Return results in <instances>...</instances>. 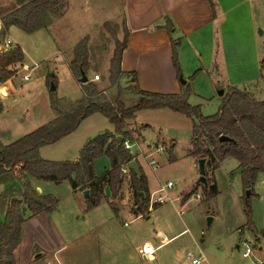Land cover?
I'll list each match as a JSON object with an SVG mask.
<instances>
[{"label":"rangeland","instance_id":"1","mask_svg":"<svg viewBox=\"0 0 264 264\" xmlns=\"http://www.w3.org/2000/svg\"><path fill=\"white\" fill-rule=\"evenodd\" d=\"M15 1L0 0V7H14ZM70 3L67 17L59 23L56 33L54 32L61 38L60 44L64 46H61L64 52L57 53L59 47L46 41L44 32L29 34L20 28H14L2 38L3 52L13 47L6 45L5 38L14 39L26 49V62L31 66L38 64L33 70V79L30 82L19 80L24 89L27 86H31V89L24 90L22 95L17 96V100L8 101V105H12L11 113L0 116V134H7L9 142L23 136L19 134L21 132H26V135L33 131L53 116L52 92L46 77H53L55 74L58 76V88L54 96L64 110H70L83 97L82 86L72 77L68 60L73 55V45L92 32L94 35L91 41L88 37L91 59L89 79L92 80L96 74L100 75V79L92 81L112 101L121 98L129 105L138 102L136 95L132 94L136 89L133 84L128 85L123 76L114 84L110 81L108 67L117 40H123L125 36V29L122 27L124 23H121L120 11L114 1L70 0ZM102 20H112L113 22L107 21L111 22V28L107 29L104 25L100 27ZM227 24L229 32L237 33L240 37L235 39L232 35L229 36L226 45L237 46L238 50L243 48L244 72L251 76L255 70L253 58L259 55L260 61L264 60V0H260L259 5L255 4L252 11L239 13L236 19L230 18ZM216 45L215 66L218 69L213 67L207 71L204 68L201 74L199 68L200 72L195 79L188 81L191 87L189 102L200 105L205 115L219 110L222 102L219 90L223 89L218 87L219 82L224 84L232 76L219 50L221 42ZM204 56L206 60L202 59L206 63L208 55ZM258 84L252 83V90L263 98L261 89L258 88L261 85L263 89L264 82ZM239 88L243 89V85ZM136 120L139 124L151 125L144 131L147 141L142 139L131 149L139 156V162L148 176L150 203L153 193L162 187H165V191L156 195H165L166 202L160 205L158 203L159 206L153 205L150 212L139 218L131 211H123L113 216L109 204L102 203L89 210L85 194L74 191L69 180L60 183L43 181V193L56 197L59 200L58 206L51 213H39L24 223L22 242L15 251V264H193L192 257L210 258V254L222 247L231 251L234 256L244 259L242 253L246 250L247 243L256 252L258 246L255 239L246 241L239 231L247 222L244 201L247 190L244 189L241 172L236 168V160L231 158L215 169L212 177L215 178L220 192L216 197L207 199L203 184H197L201 173L198 161L194 164L195 157L190 151L193 119L167 108L143 109L137 112ZM111 128L112 124L106 116L99 112L94 113L85 118L73 133L56 143L41 147L40 154L53 160H74L91 136ZM141 129L142 127L135 130L140 132ZM137 131L134 133L135 137L140 135ZM146 142L151 143L155 150L157 144L161 143L164 149L148 159L144 155L151 149ZM172 151L175 160L171 159ZM151 159H156L157 164L151 165ZM110 167L111 161L107 155L95 160L97 175L103 174ZM208 174V177L211 176L209 170ZM212 177L209 178L213 179ZM169 181L175 183L174 187H166ZM0 184L6 185L0 192V220L4 221L9 207L22 196L25 188L21 165L10 171L7 182ZM259 188L258 181L249 198L253 214V204L258 200ZM191 192V197L187 198ZM118 196L128 197V204L135 206L131 170L124 173ZM113 204L117 205V200ZM25 214L28 216V212ZM209 217L213 218L211 223ZM125 222H128L126 226ZM240 229L244 230V227ZM174 235L177 236L173 242L160 248L150 259H144L139 253L138 247L146 241L158 246L163 237ZM238 244L241 246L239 249ZM250 259L251 257L246 260Z\"/></svg>","mask_w":264,"mask_h":264},{"label":"trees","instance_id":"2","mask_svg":"<svg viewBox=\"0 0 264 264\" xmlns=\"http://www.w3.org/2000/svg\"><path fill=\"white\" fill-rule=\"evenodd\" d=\"M15 2L14 7H0L3 36L13 25L27 33L46 27L52 17L62 16L68 5L67 0H16ZM210 2L216 19L219 16L216 4L213 0ZM104 26L110 29L111 22H106ZM165 27L172 36L175 27L170 19H167ZM128 39L129 31L125 28L124 39L117 40L111 60L110 81L113 84L124 74L122 57ZM88 41V37L83 38L74 50L71 69L77 78L82 76V71L88 74L91 67ZM172 43L173 62L181 80L184 78L178 51L181 41L172 37ZM24 59L25 53L21 45L0 53V81L12 77L15 71L11 67L22 63ZM199 72L200 69L189 80H194ZM52 81L56 83V79L50 77L49 86ZM82 86L85 96L70 110H63L54 96L55 91L52 92V107L59 111L60 115L18 140L0 145V183L7 182L10 171L19 165L25 177L22 196L13 201L6 213V219L0 220V264L16 263L15 251L22 242L24 223L39 213H51L58 206L59 200L53 195L41 194L32 186L30 177L56 183L69 180L74 189H89V209L103 202L106 185L110 186L114 197L118 196L124 180L123 166L134 160V155L125 146L129 135L128 124L136 117V113L143 109L170 108L191 117L193 119L191 155L198 159L206 157L208 166L213 169L218 168L228 157L236 158L240 162L244 189H251V194L253 193L259 173L264 172V100H258L247 90L230 86L219 110L214 114L205 115L200 105H192L189 102L191 94L189 82L185 84V90L181 94L139 90L138 103L130 107L126 106L121 98L112 101L103 95L105 92H101L92 80ZM98 112L114 124L116 134L106 133L91 139L82 149L80 157L74 161H55L41 156V147L56 143L73 133L85 118ZM118 135H123L124 141H120ZM223 135L233 138V141L220 140ZM103 155L109 156L112 167L101 176H97L94 163ZM171 159L175 160L173 151ZM130 170L131 187L136 199L133 210L139 215H145L150 210L148 177L142 167L140 176ZM207 175H209L208 170ZM208 181L209 185L204 186V193L207 199H212L220 191L215 179L209 178ZM191 195L192 192L187 198ZM249 198L250 196L247 197L245 194L247 225L252 227L254 221Z\"/></svg>","mask_w":264,"mask_h":264},{"label":"crops","instance_id":"3","mask_svg":"<svg viewBox=\"0 0 264 264\" xmlns=\"http://www.w3.org/2000/svg\"><path fill=\"white\" fill-rule=\"evenodd\" d=\"M67 1H68V5L66 11L62 16L52 17L51 21L46 27H42L32 32V33L44 32L46 36V41H48L49 43H54L59 47L56 50L57 53L64 52V50L61 47L63 45L60 44L61 38H59L55 33L57 26L59 25V23L63 22L64 18L67 17V14L71 8L70 0ZM113 1L120 11V15H121L120 18L122 21L120 22L124 23L122 27L124 29L126 28L129 31L128 44L126 49L123 51V57H122V70L124 72L122 76L124 77V79L127 80L128 85L133 84L134 89H136V91L132 92V94L134 93L136 95L135 98L138 99V101L140 98V95L138 93L139 90L147 91V92L163 93V94H181L185 90V83H182L181 80L179 79L177 70L173 62L172 37L174 39H180L181 41V45L178 47L179 61L183 70V76L185 77L187 82L189 81V78L193 75V73L199 68L202 71L201 74L203 73L204 68L207 69V71L213 67H215V69H218L217 66H215L216 64L215 52L217 48L216 43L221 42V47L219 50H221L222 52L223 58L226 62L227 70L228 69L231 70L232 73L231 74L232 76L229 79L225 80L226 84L225 83L221 84L219 82L220 85H218V87L219 88L223 87L224 90V94L222 95L220 94L222 96V101L228 87L236 86L239 88L241 87V85H243V90H247L251 92L258 100H264V88L262 89L261 85H259L260 83L264 82V67H263L264 60L260 61L259 55L255 56V58H253V63L255 64L254 73H251L252 75L248 76V74L244 72L245 53L242 50L243 48L242 49L240 48L238 50L237 46L227 47L226 45L228 43L227 41L229 39V36L232 35L235 39H239L240 37L237 33H230L229 29H227V25H228L227 23L229 22L230 18L236 19L239 13L252 11L253 6L255 4L257 5L260 4V0H213L216 4V10L219 13L218 18L216 19L214 18L213 7L210 0H113ZM167 19H170L175 27L172 36L169 33L168 29L165 27ZM107 21L113 22L112 20H102L100 27L103 26L104 23H106ZM116 24H120V23H116ZM2 28H3V23L0 18V53L3 52L2 51L3 35H1ZM14 28H19V27L14 25L10 26L8 31ZM93 35L94 34L92 32L87 34L85 37H90L91 38L90 41H91ZM12 41L14 43V46L21 45L18 42L16 43V40L14 39H12ZM79 42H77V44ZM77 44L73 45L72 47L73 50H75ZM23 50L24 53L26 54V49L23 48ZM205 54L208 55L207 56L208 60L206 62L207 64L203 62L202 59L205 57L204 56ZM73 57H74V52L72 57L68 60V67L70 69V73L72 77L78 80V82L82 86L84 83H82L75 76L73 70L71 69V61ZM18 64L11 67L15 71L12 77H10L5 81H0V116L4 113L6 114L11 113L12 105H8L7 103L8 101H10L11 99L17 100V96L22 95L24 90L31 89V86H27L24 89L22 85L23 83H20L19 80L30 82V80L33 79V70L38 64L35 63V66H31L26 62L25 59L22 63H18ZM110 67H111V61L108 67L109 73H110ZM17 68L18 71H16ZM17 74L20 75L16 76ZM26 75H30V78L25 79ZM50 77L51 76L46 77V82L49 87V90H50V86L48 84L47 79L49 80ZM53 77L56 79L58 76L55 74ZM252 83L254 85H257L259 83L258 89L259 90L261 89L260 91L263 98H260L259 96H257L256 93L253 92ZM56 85L58 88V80L56 81ZM83 94L84 97L85 96L84 89H83ZM83 97L79 99L76 103L82 100ZM201 97L206 98V96H201ZM123 101L128 107L134 106L138 103L137 102L134 105H129L125 102V100ZM51 108L53 111V116H51V118H49L47 122L52 121L53 119H55L57 116L60 115L59 111L53 109L52 103H51ZM62 109L64 110V108ZM156 109L164 110L167 108H156ZM111 124H112L111 129H108L107 131H100L94 134L93 136H91L89 140L86 141V143L83 145V147L80 150L78 158L80 157L81 151L84 148V146L91 139H94L101 134H106V133L110 135L116 134L115 126L113 123ZM140 127H142L140 132L135 130ZM150 127H151L150 124H139L136 120V117L129 121L127 128L129 135L126 141H128V144L130 145L129 148L130 152L134 155V159L137 161H139V156L131 151L132 146L141 142L142 139L144 141H147L144 136V131ZM136 131L137 133H140L138 137H135L134 135ZM24 133L26 132H21L19 134L25 136ZM7 137L8 135L5 133L0 134V145L2 144L7 145L12 143L9 142L10 140H7L8 139ZM160 144L161 143L157 144V149L155 150L151 143L146 142V145L151 150H149L150 152L148 154H145L144 156L146 158L147 157L151 158L160 151H162L164 149V145L162 149H158V145ZM191 149L192 146L190 148V151ZM142 153H144V151ZM78 158L74 160H77ZM231 158L236 160L237 163L236 168L238 171L242 172L240 168V162L234 157L226 158L221 162L220 166L223 165L228 160H230ZM49 160H53V159H49ZM74 160L71 159V160H55V161H74ZM198 160L199 159L195 157L194 164H197ZM110 168H107V170H109ZM211 168L212 167L208 166L207 164V170H209V173L211 174V176L209 177L215 175L214 172H216L215 169L213 168L211 169ZM101 175H97V176H101ZM260 178L261 181L259 180ZM43 181L45 180H39L37 178L30 177V182L32 186L36 188L41 194H45L43 193V187L41 185V182ZM258 181L260 182L259 192H257L258 200L256 203L253 204L254 225L252 227H249L246 222L243 226L240 227L242 229L244 227V230H242L241 233H242V237L246 241L255 239V242L258 246L256 252L252 251L250 255H244V252L246 251L244 250L242 253L244 259H241L238 258V256H234L232 252L227 250L225 247H222V249L216 250L213 254H210V258L203 256L202 264L204 262L206 264H263L264 263V172L259 173L254 187L256 186ZM148 184H149V179H148ZM0 185H1L0 186V192H1L5 189L6 185L5 184H0ZM73 190L82 193H84L85 191V189H74V188ZM104 193H105V199L103 200L102 203L109 204L111 206V214L113 216L115 214L119 215L123 211H125L126 213L131 211L137 215V218L143 216L142 214L140 215L137 214L133 210L134 206L131 207L128 204L129 203L128 197H121V196L114 197L110 186L106 185L104 187ZM86 198L88 200L89 197L86 196ZM114 200H117V205L113 204ZM100 205L96 206L95 208L99 207ZM176 236L177 235H174L169 238L163 237L162 243H160L157 247H159L160 249L162 247L167 246L168 244L173 242ZM146 243H151V242L146 241L144 244ZM144 244L138 247L140 254ZM240 247L241 246L238 244L237 248L239 249ZM250 257L251 259L249 261L246 260L247 258Z\"/></svg>","mask_w":264,"mask_h":264},{"label":"built area","instance_id":"4","mask_svg":"<svg viewBox=\"0 0 264 264\" xmlns=\"http://www.w3.org/2000/svg\"><path fill=\"white\" fill-rule=\"evenodd\" d=\"M6 45L7 46H14V43L12 41V39L7 38L5 39ZM30 75H26L25 79H29ZM100 79V75L96 74L95 77L92 80H98ZM125 146L126 148H130V145L128 144V141H125ZM163 145H158V149H162ZM149 159V157H147ZM150 164H157V161L155 159H151ZM123 172L124 173H128L130 171V168L128 166V164L123 166ZM175 183L173 181H169L166 185L167 188H172L174 187ZM165 191V187H162L158 192L156 193H161ZM156 193H153L152 195V199H151V203H150V209L152 208L153 205L156 204H161L163 202H166V196L165 195H159L157 196ZM198 197H200V194H197ZM181 213H183V211H181ZM128 222L125 223V225H127ZM239 231L241 232L242 230L239 229ZM159 247L154 246L152 243H146L144 244V246L141 249V255L144 259L148 260L150 259L151 256L155 255L158 251ZM253 251V248L249 245V243H247V247H246V251L244 252V255H250ZM192 262L193 264H202L203 259L202 258H196V257H192Z\"/></svg>","mask_w":264,"mask_h":264},{"label":"water","instance_id":"5","mask_svg":"<svg viewBox=\"0 0 264 264\" xmlns=\"http://www.w3.org/2000/svg\"><path fill=\"white\" fill-rule=\"evenodd\" d=\"M89 75L85 72V71H82V76H81V79L80 81L82 83H87L89 81ZM181 82L182 83H187V80L182 78L181 79ZM57 90V85L54 81L51 82V85H50V91L51 92H54ZM221 95L224 94V90H220L219 92ZM118 139L120 141H124V137L123 135H118ZM220 140L222 141H233V138L229 137V136H221ZM207 161L208 159L206 157H202L198 160V166H199V169H200V173H201V176L200 178L197 180V184H203L204 186H208L209 185V181H208V177H207ZM129 168L132 169L135 173H137L139 176L142 174V171H141V165L139 163V161L137 160H132L129 164H128ZM251 189H248L246 191V196L249 197L251 195ZM84 194L89 197L90 195V190L89 189H86L84 191ZM144 194V193H143ZM213 220L212 217H209V223H211V221Z\"/></svg>","mask_w":264,"mask_h":264}]
</instances>
